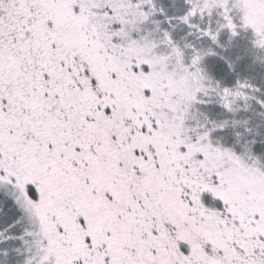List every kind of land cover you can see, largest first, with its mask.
<instances>
[{
	"label": "snow or ice",
	"instance_id": "snow-or-ice-1",
	"mask_svg": "<svg viewBox=\"0 0 264 264\" xmlns=\"http://www.w3.org/2000/svg\"><path fill=\"white\" fill-rule=\"evenodd\" d=\"M0 264H264V0H0Z\"/></svg>",
	"mask_w": 264,
	"mask_h": 264
}]
</instances>
